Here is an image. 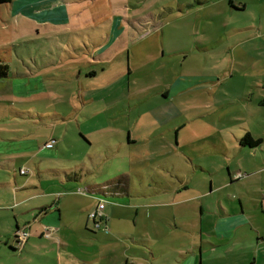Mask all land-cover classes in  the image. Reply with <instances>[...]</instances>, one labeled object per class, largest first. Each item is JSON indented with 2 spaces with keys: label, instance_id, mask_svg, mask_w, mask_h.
Listing matches in <instances>:
<instances>
[{
  "label": "rangeland",
  "instance_id": "rangeland-1",
  "mask_svg": "<svg viewBox=\"0 0 264 264\" xmlns=\"http://www.w3.org/2000/svg\"><path fill=\"white\" fill-rule=\"evenodd\" d=\"M241 1L246 8L239 12L227 0L0 3V62L42 79H27V88L36 89L32 98L39 99L22 104L27 118L11 114L12 103L2 101L28 92L20 83L24 78L0 80V110L7 111L0 115V136L14 139L4 146L24 148L29 137L38 146L27 153L32 161L25 160V167L76 166L83 179L38 189L31 187L38 181L31 170L20 176L18 164L0 172V182L9 183L0 188V233L9 232L6 240L0 235V264H176L188 237L198 244L189 234L196 216L201 242L213 244L207 222H214L218 200L223 208L238 205L228 199L242 189L246 173L225 189L212 188L228 180V170L248 153L247 146L236 152L234 139L262 131L264 119V105L257 103L264 99V0ZM64 3L68 21L61 20ZM91 70L96 75L86 76ZM126 131L135 143L122 147ZM48 138L53 142L45 147ZM119 172L142 175L150 183L147 192L151 180L164 188L115 203L100 196L107 220L102 213L90 217L98 199L84 183ZM14 177L26 189L17 191ZM176 183L188 187L180 190L183 202L176 201ZM53 201L57 226L42 225L40 235L15 243L16 219L5 215ZM19 231L16 237H28ZM215 253L214 247L204 250L200 264H214Z\"/></svg>",
  "mask_w": 264,
  "mask_h": 264
},
{
  "label": "crops",
  "instance_id": "crops-1",
  "mask_svg": "<svg viewBox=\"0 0 264 264\" xmlns=\"http://www.w3.org/2000/svg\"><path fill=\"white\" fill-rule=\"evenodd\" d=\"M231 2L236 9L232 8L231 7L232 5L230 6L228 0H227V7L233 12H239L242 11L244 8H246L245 2H242L241 0L238 1L231 0ZM66 12H67V8H66ZM68 20L69 19H67V21ZM99 54H101V56L104 55L103 52ZM33 73L34 71H32L31 74L26 77V75H24L25 72L21 70V74L19 76H21L24 79L20 83L23 85L24 88L28 90V92L34 91V93L23 92L25 94L24 95L20 94L16 96L17 98L21 96V99L23 100L32 99V95L36 93L35 92L36 89L29 90L26 84L27 79H29V82L31 83L34 77L35 78L38 77L40 81H42V79L37 75V73L35 74ZM48 74L50 73H46L45 76ZM198 83H200V81ZM43 87L45 90L43 91V93H45L47 91V88L44 85ZM182 90L184 91L185 89ZM33 98L36 99L37 97H33ZM257 103L264 105V99H262L261 101H257ZM54 116L60 117L63 115L56 114ZM172 117H173L172 115H169L167 118L170 119ZM63 118L64 117H60V119ZM159 120L163 121L165 120V118L160 117ZM184 122L185 121H183L182 125L180 124L179 126H183ZM260 123H261L262 131H253V132L246 131L250 134V136L253 139L260 140L258 144L253 147H247L248 153L242 154L243 158L239 157L236 160L235 168L233 172L230 173L228 170V180L222 183L215 184L213 188L211 186L213 190H217V191H219L220 189H225L226 187L230 186L233 183L232 181L238 179L239 176L238 173L245 172L246 174L243 180L241 181V186H240L242 189L236 187L235 190L233 191L234 194H232L231 198L228 199L230 201H236L238 205L236 207L223 208L222 205H220V200H218V204H217L218 212L216 213L217 215L215 216V220L213 223L207 222L210 228L213 229L212 231H206L208 235L213 236V244H209V243L204 244L205 241L201 242L202 234L199 231L200 224L199 222H197L198 216L194 218L195 223L192 222L193 223L192 224L189 222L190 224H192V228L191 230H189L190 237L191 238L194 237L196 240L198 239V244L197 245L191 244V241L188 237L187 238L188 246L185 249L184 253L180 255L176 264H194V263L197 264V260H198V264H200V253L202 254L204 250L210 247H214L216 251L214 255V264H264V119L263 122ZM179 126L177 128H179ZM79 137L84 143L89 144L88 140L81 132H79ZM240 137L238 136L234 140L238 142ZM25 139L26 140H24L23 142L26 144L23 145L24 148L17 150H13V149L7 150V148L4 146L6 140L11 142L14 139H0V144L3 142L0 147V156H3V158L6 159L19 160L21 168L24 167L27 168L28 170H31L30 171L31 177H35L38 180L37 184L33 186L30 185L31 187L43 189L45 187L52 186L48 184L72 186L74 184H78L82 182L83 179L81 178V175L78 173V168L76 166L75 167L73 166L72 168L70 167L39 168L36 162H33V164L30 165V169L28 167H25L24 165H27V162L26 163L24 162L25 160L32 161V158L27 153L29 151L35 152L38 146V144L35 143V140L29 137H26ZM121 140L123 142L122 147H129L131 145H134L135 143V139L132 138V135L128 131L125 132V135L124 137L121 138ZM221 149L224 148L221 147ZM235 149L236 152L237 151L239 152L242 151V149L244 148L243 146H240L238 143V146ZM11 165L7 164L5 160L0 158V172L8 173L9 171L8 168H10ZM227 166L229 167V163ZM79 168H81V166H79ZM117 178L121 179L120 182L121 181L124 182L126 189L125 191L122 192V194L108 193V195H102L103 197H105L106 199L105 201L109 203H115L137 196L146 197L151 194L158 193L157 190L164 188V186L161 188H157L155 186L154 181L151 180V186L153 189H151L150 192H147L145 190V187H148L150 189V183L147 182V184H144L142 175L135 173L134 175L131 176L120 172L111 175L110 177H108L107 179H105L103 182L100 183L85 182L84 187L95 188L99 186H104L107 182H114ZM150 179L151 177L149 178V180ZM21 182L22 181H20V183L16 185L14 181L15 184L14 188H16L17 191H21V190L23 191L24 189H26L25 186L20 185ZM5 186H9V183L5 181L0 182V188ZM174 187L176 188L175 193H179V194H181L180 190L188 189V187L185 186L183 183H179V184L176 183ZM143 190H145L146 192ZM2 193L3 192H1L0 190V194ZM90 195H92V197L97 199L101 198L100 194L96 192ZM184 197L185 196L181 194L176 201L183 202L181 200L185 199ZM103 204H104L103 206L104 208L105 203ZM58 212L59 210L57 207V201L56 202L53 201L49 203H43L30 210L20 211L19 213L15 212V213L7 214L5 216L6 217L12 216L11 219L14 218L16 219L14 220V225L12 228L13 232L16 228H19V230L27 232L28 237H26L25 239L27 241L31 237V233H34V235L37 236L40 235L41 231L44 230L42 225L50 224L57 226L59 221ZM201 212L202 210L200 207L198 213L200 214ZM209 213L211 214V212ZM49 214L51 215L47 216V218L45 219V215H49ZM85 229L86 228H83V232L87 233L88 236H96L94 232H92V234H89ZM8 234H9L8 231L4 232V235L0 233V235H2V238L4 236L5 240L7 239ZM140 240L145 241L144 239H140ZM0 242H1V238H0ZM201 249L203 250L201 251Z\"/></svg>",
  "mask_w": 264,
  "mask_h": 264
},
{
  "label": "trees",
  "instance_id": "trees-1",
  "mask_svg": "<svg viewBox=\"0 0 264 264\" xmlns=\"http://www.w3.org/2000/svg\"><path fill=\"white\" fill-rule=\"evenodd\" d=\"M11 0H0V3H10ZM197 2V1H196ZM228 3L230 4V6L234 9L235 6H233L231 0H228ZM62 12V18L61 20L65 21L67 19V12H66V7L65 5H63V7H61V10ZM62 21V22H63ZM98 56H100L101 54H97ZM101 58H105V56H102ZM21 74V70H19L18 72H12L11 71V65L9 63H2L0 62V80L1 79H6V78H11V77H16V76H19ZM86 76H95L96 75V72L91 70L89 72H86L85 73ZM27 98V97H26ZM38 99H21V96H19V98H13V99H2L3 102H10L12 103V109L10 111L11 114L15 115V116H18L21 117V118H27L29 115V110L27 109V107L25 108H22L24 103H28V105H31L33 106L32 102H35L37 101ZM0 100V106H2L3 108H5V103L4 104H1L2 102ZM22 108V109H21ZM0 115H1V118L5 117L7 115V111H4L3 109L0 110ZM10 133L12 134H16L17 132L15 131H9ZM0 139H6L2 136H0ZM51 140H53V138H49ZM260 140L259 139H253L250 134L248 132H245L238 140V143L240 146H247V147H253L255 145L258 144ZM0 158H2L3 160H5V162L9 165H12L10 166V168L8 169H12V167H14L16 164H18L20 166V162L19 160H15V159H6V158H3V156H0ZM18 168V167H17ZM20 169H23V173H19V170ZM17 172L20 176H25L29 170L27 168L24 169L19 167L17 169ZM18 178H21V177H17L15 178L14 177V181L15 179H18ZM120 178H117L114 182H107L104 186H99V187H95V188H85L87 190V193H90V194H94V192L100 194V196L102 195H108V193H113V194H122L123 191H125L126 189V186L124 184V182H120ZM15 184H17V181H15ZM101 200V198L97 200V202ZM102 201V200H101ZM103 203V201H102ZM104 206V204H103ZM103 209V208H102ZM103 215V213H102ZM98 219H100V216H98ZM101 220L103 222L106 221V217L103 215V217L101 218ZM92 224H96L95 221L92 220ZM99 225V223H97V226ZM89 234H92L91 231H88L87 229H85Z\"/></svg>",
  "mask_w": 264,
  "mask_h": 264
},
{
  "label": "built area",
  "instance_id": "built-area-1",
  "mask_svg": "<svg viewBox=\"0 0 264 264\" xmlns=\"http://www.w3.org/2000/svg\"><path fill=\"white\" fill-rule=\"evenodd\" d=\"M53 142V140L49 139V141L47 143L44 144L45 147H50ZM19 173H23V169H20L19 170ZM102 208H103V203L101 200H99L96 204V207L93 209V211L90 213V217L91 216H101V213H102ZM97 225V224H96ZM19 231V230H18ZM17 231V232H18ZM16 232V233H17ZM19 233L22 235L23 234V237L25 236L24 235V231L20 230ZM19 239V238H18ZM19 240H23V239H19Z\"/></svg>",
  "mask_w": 264,
  "mask_h": 264
},
{
  "label": "flooded vegetation",
  "instance_id": "flooded-vegetation-1",
  "mask_svg": "<svg viewBox=\"0 0 264 264\" xmlns=\"http://www.w3.org/2000/svg\"><path fill=\"white\" fill-rule=\"evenodd\" d=\"M19 230V228H16L13 232V240L15 243H17L18 241H23L26 239V237L23 240H19L18 237H16V232ZM25 232V231H24ZM25 234H27V232H25ZM27 236V235H26Z\"/></svg>",
  "mask_w": 264,
  "mask_h": 264
}]
</instances>
